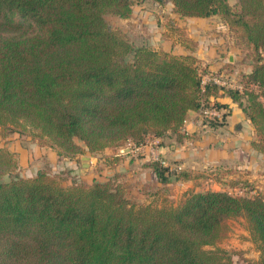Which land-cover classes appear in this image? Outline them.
Masks as SVG:
<instances>
[{"label": "trees", "instance_id": "1", "mask_svg": "<svg viewBox=\"0 0 264 264\" xmlns=\"http://www.w3.org/2000/svg\"><path fill=\"white\" fill-rule=\"evenodd\" d=\"M154 1L170 2L181 18L218 16L238 50L257 54L242 78L253 89L204 84L208 67L194 55L135 46L105 18H130L133 0H0V20L20 15L40 28L31 36L0 32L2 138L27 135L67 157L97 156L130 140L140 145L149 135L182 140L192 111L210 104L229 113L210 100L221 92L239 104L248 97L242 109L255 130L251 145L264 155V102L255 91L264 88V0H239L237 7L227 0ZM228 73L235 80L237 73ZM205 120L215 126L225 118ZM20 166V154L0 145V177H14L0 182V264H239L222 248L206 249L237 216L248 220L264 254L261 193L188 190L177 204L157 207L137 203L113 179L66 187L49 168L13 175ZM145 166L165 191L174 179L203 176L157 160Z\"/></svg>", "mask_w": 264, "mask_h": 264}, {"label": "crops", "instance_id": "2", "mask_svg": "<svg viewBox=\"0 0 264 264\" xmlns=\"http://www.w3.org/2000/svg\"><path fill=\"white\" fill-rule=\"evenodd\" d=\"M158 6L163 8L160 4ZM170 10V14L174 18V20L172 19L173 22L176 24L180 34L182 33L185 36L181 37L180 35V38L175 41L180 46L179 49L174 48L171 51L163 47L164 50L173 54L194 55L201 61V65L208 67L205 74L213 70L218 71L228 60L231 65L237 62L238 56L236 52L240 50L236 47V52L229 51L227 56H223L221 51L218 50V47L224 42L223 37L217 36L216 31H212L219 27L217 23L218 16L181 18L173 12L172 4ZM223 24V28L229 30L224 22ZM208 25L211 26L209 31L207 30L208 28L204 29ZM185 41L191 43L188 46L192 49L183 44ZM218 44L220 45L218 46ZM149 46H152V44ZM155 46L153 45L152 47L157 49ZM232 46L234 47L233 41ZM251 70L252 66L244 72L247 74ZM210 100L212 102L218 101L228 107L229 113L227 115L224 113L225 108L221 109L222 116L224 115L225 118L224 121L221 120L223 122L215 126L210 125L200 114V110L192 111L185 122L183 130L187 133V137L178 140L176 135L171 133L162 138L149 136L140 145H136L133 140H130L128 143L130 146L125 150V154L117 150L109 153L108 150L110 149H108L104 154L97 156L67 157L59 155L56 150L49 146H41L35 143L31 137H26V146L22 145L15 137H11L15 142L7 143L5 146L20 154L22 164H24V155L26 154L27 163L30 159L32 168L36 167V173L43 168L40 165L41 162L46 161L52 172L61 173L65 170H71L82 177L81 181H87L88 184H92L96 180L107 181L112 179L111 177H115L125 179L127 185L133 184L137 187L150 182H156V184L161 185L156 173L145 166L152 161L151 150L154 147L165 158H168L170 162L175 163L180 170L199 172L203 174L202 177L205 176L206 170L213 167H219L220 175L227 174V171L224 172L223 170L240 167L242 169L255 168V170L259 169V171L262 170L264 172V155L256 151L251 145L256 134L250 119L243 109L230 96L221 92L217 96H211ZM157 140H159V145L153 146V142ZM117 155L121 156L118 162L107 163L108 160ZM80 171L82 172L80 173ZM195 180L193 178L174 179L168 187L171 190L175 183L183 184L185 182H194Z\"/></svg>", "mask_w": 264, "mask_h": 264}, {"label": "rangeland", "instance_id": "3", "mask_svg": "<svg viewBox=\"0 0 264 264\" xmlns=\"http://www.w3.org/2000/svg\"><path fill=\"white\" fill-rule=\"evenodd\" d=\"M232 6L237 7L239 5V0H227ZM134 2V11L131 18H121L118 15L113 13H107L105 18L109 24L114 28L122 29L127 32L135 46H140L144 44H149L152 46L156 45L157 49L166 48L167 50L173 51L179 49L180 46L176 43V39L184 37V34H180L176 24L170 22L172 15L170 14L171 4L167 2L161 8L154 0H133ZM217 19V18H216ZM186 20V19H185ZM184 21V20H183ZM175 22H177L175 20ZM179 22V21H178ZM219 27L215 30L217 36L223 37V43L218 44V50L221 51L223 56H227L228 52H236L234 37L231 35L230 31L225 30L224 24L220 18L217 19ZM211 24V23H210ZM199 27V26H198ZM203 27V26H202ZM208 28V29H207ZM211 28L210 25L204 27V29ZM202 29V28H200ZM40 28L34 22L23 18L20 15L5 17L0 20V32L6 35H19V36H31L39 32ZM186 32V30H185ZM182 39V38H181ZM218 43V42H217ZM184 45H191L189 41L183 42ZM160 47V48H159ZM243 50L236 52L238 56L237 62L231 65L230 62H226L223 68L220 71H230L232 73H237L235 78L238 84L243 86V89L249 88L253 89L251 86H246L242 82L244 78V71L250 66H253L257 62V54L247 46H243ZM229 61V60H228ZM230 63V64H227ZM205 74L204 67L202 68ZM258 94H260V100L264 102V88H255ZM248 97L244 96L241 100L239 106L242 108L245 105H248ZM1 131V130H0ZM151 137H156L149 135ZM148 136V137H149ZM11 137L17 138L19 142L26 146L27 135H20L19 133H11L8 137L2 138L0 135V145H5L10 142H15ZM35 143H38L36 140H33ZM80 144H83L80 140L76 139ZM130 142V141H129ZM128 142V143H129ZM39 144V143H38ZM130 145L127 144L126 147L118 149L117 151H122L124 154L125 150ZM109 153L115 151V149L108 150ZM161 157L165 158L160 152ZM91 156L89 152L81 153L78 156ZM153 156V155H152ZM24 164L21 162L20 168L16 171V176L20 177H31L36 174V167L32 168L30 159L27 163V156L24 155ZM169 163L172 169H180L175 163L170 162L168 158H165ZM20 160L21 156H20ZM152 160H155L152 157ZM253 161V159H251ZM43 169L49 168L52 172L51 167L48 165V162L43 161L40 164ZM245 169V168H244ZM240 168H230L227 171V174L220 175L219 167L211 168L206 170L205 176L196 179L194 182H185L183 184L175 183L171 190H163V185H158L156 182H150L143 184L140 187L136 185H127L125 179H118L111 177L116 181L127 187L128 196L132 198L139 204H152L154 206L160 207L165 204H177L185 191L187 190H221L228 191L233 195H243V196H254L256 193H261L264 195V172L255 170V168H246L245 170ZM82 171H80L81 173ZM238 172V173H237ZM217 173V174H216ZM60 174L61 182L66 186L70 187L75 184L86 185L87 181H81L82 177L76 175L71 170L62 171ZM12 175H4L0 177V182H6L13 179ZM119 180H121L119 182ZM70 182H72L70 184ZM222 248L229 255L232 256L233 260L239 264H264V254L259 249L258 245L253 240L250 225L248 220L244 216L231 217L225 221V229L223 232L222 238L215 245H208L206 249Z\"/></svg>", "mask_w": 264, "mask_h": 264}, {"label": "built area", "instance_id": "4", "mask_svg": "<svg viewBox=\"0 0 264 264\" xmlns=\"http://www.w3.org/2000/svg\"><path fill=\"white\" fill-rule=\"evenodd\" d=\"M235 81L236 79L234 80L233 77H231V74L228 73V71H223L221 73H219L218 71H211L203 75L204 84L213 83L220 86H227L230 88L239 89L243 91L244 90L243 86ZM200 114L204 118H208V119H220L222 117L221 110L210 104L204 105L200 109ZM157 145H159V140L153 142V146H157ZM151 154L153 155L154 159L160 161L162 165L170 167L167 160L161 157V154L156 147L152 148Z\"/></svg>", "mask_w": 264, "mask_h": 264}, {"label": "water", "instance_id": "5", "mask_svg": "<svg viewBox=\"0 0 264 264\" xmlns=\"http://www.w3.org/2000/svg\"><path fill=\"white\" fill-rule=\"evenodd\" d=\"M84 158H87V157H84ZM85 165H87V164L85 163Z\"/></svg>", "mask_w": 264, "mask_h": 264}]
</instances>
